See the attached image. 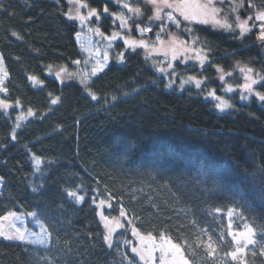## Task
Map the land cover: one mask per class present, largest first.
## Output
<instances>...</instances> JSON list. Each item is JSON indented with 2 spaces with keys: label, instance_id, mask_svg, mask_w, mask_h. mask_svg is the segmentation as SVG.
<instances>
[{
  "label": "trees",
  "instance_id": "16d2710c",
  "mask_svg": "<svg viewBox=\"0 0 264 264\" xmlns=\"http://www.w3.org/2000/svg\"><path fill=\"white\" fill-rule=\"evenodd\" d=\"M122 1L84 0L101 14L91 28L103 35L121 31L111 13H122ZM128 2L141 10L139 20L128 21L133 34L137 24L160 27L161 21L149 20L150 4ZM239 2L219 4L222 17L234 20L230 9ZM261 5L264 0H244L241 19ZM69 10L68 0H0V53L8 72V92L0 95L13 105L0 110V218L35 212L50 235L45 247L0 239V264H141L124 243V231L111 245L104 241L100 200L111 202V216L126 209L142 235L165 234L180 244L190 264H264V103L254 98L216 110L196 88L178 89L173 76L161 75L148 51L133 53L123 42V62L112 61L87 85L61 83L46 66L70 68L83 59L76 36L84 25L69 20ZM193 31L211 63L189 71L207 77V86L221 91L215 65L229 72L246 64L264 77L258 30L244 38L208 25L195 24ZM174 66L186 72L182 63ZM30 76L44 86H33ZM170 81L174 86L167 88ZM69 192L86 199L78 203ZM230 220L234 231L245 223L254 231L255 243L239 261L227 255L235 248ZM209 237L212 255L204 247Z\"/></svg>",
  "mask_w": 264,
  "mask_h": 264
},
{
  "label": "snow or ice",
  "instance_id": "6c2138e0",
  "mask_svg": "<svg viewBox=\"0 0 264 264\" xmlns=\"http://www.w3.org/2000/svg\"><path fill=\"white\" fill-rule=\"evenodd\" d=\"M70 3H75L78 5L76 9L75 15H70L65 13L67 18L71 21H78L81 25H86L89 23L92 18H95L97 22L101 19L100 11L95 7H90L84 0H69ZM118 2V0H117ZM146 3L152 5L154 7V13L152 17H149V20H157L161 21L160 29L156 32L155 39L159 42V46L157 45H150L146 39H131V38H124L123 45L125 46L126 50H131L133 53L136 52L138 48H143L149 53H162L165 57V61L167 62V68L172 69L169 75L176 77L175 69L173 68V61H181L186 62L189 60H195L199 63L201 68L204 67L206 63H211L208 60V53L201 54L202 50H197L194 47L186 46L184 41L177 42L176 37H171L170 44L168 46L165 45L164 40L162 39L161 33L165 32L167 29V22H171L177 28L180 27V21L174 16L173 13H179L180 16L183 17V20L186 22L195 23L198 25H208L211 26L213 29H222L225 32L235 33L239 32V37L244 38L248 34L252 33L254 30H258V34L256 35V40H258L261 44H264V10L257 11L254 16H248L245 19H241L239 15V10L244 7V0H240L239 3H234V6L231 7L230 12L236 13L234 20H231L228 17L220 19L223 10L219 7H216V4H223L224 0H146ZM125 8L128 9L129 12H134L137 14L141 13L139 8H131L127 4L124 5ZM252 5H250V8ZM260 7L264 8V5ZM81 8H88L87 15H84L80 12L79 9ZM168 11H165V10ZM104 14H109V8L107 5L103 8ZM113 17V22L115 23L116 20L120 21L119 27L121 29L131 30V25L128 24L127 18L123 15H117L116 13H111ZM259 22V23H256ZM136 30L144 36L146 33L153 32L152 27H140L139 24L136 25ZM97 34L103 35L100 28L97 27L94 29ZM184 31L190 32L191 29H185ZM16 35V33H13ZM119 33L113 32L110 37H107L109 42L116 41ZM196 43V41H193ZM170 57V58H169ZM125 58V53L121 52L119 54V61L123 62ZM104 65H107L108 62V54L105 53L103 57ZM76 63H79L77 61ZM99 63V61H98ZM217 72L220 73L218 76L219 81L222 82V88L224 92L232 93L235 92L237 89L234 88L232 85L226 83V76H230L231 73L224 72V69L221 66H216L215 69ZM46 71H48L49 75L53 74V69L51 66H46ZM97 71H102L100 69H93L92 75H95ZM160 73H165L166 69L164 67L158 68ZM240 72L243 74L244 83L238 86L240 91V99L247 101L252 96L258 98L260 102H264V93L255 91L254 86L259 83L257 79L253 76V69L242 67L240 68ZM62 73H66L64 68H60L58 71L54 72V75L59 78L61 77ZM67 76L72 77L75 73H66ZM8 77V72L4 67V59L0 56V93H7L8 88L5 86V80ZM30 81H32L33 86L35 87H43L44 81L41 80L37 76H30ZM261 79H264L262 77ZM208 83V78H197L196 76H190L187 79H181L180 85L181 88L185 85H194L198 91H202L204 85ZM173 82H169L166 87L172 88ZM51 95V94H49ZM92 99L95 100L96 97L92 96ZM116 97H113L115 100ZM205 99H212L216 101L215 108L224 112L228 109H231L233 105L228 102V100L224 99L222 96L217 95L216 89H212L208 91L207 96ZM59 97L53 98L51 103L53 105L57 104ZM17 105H19V101H17ZM7 99H0V109H4L7 111L10 107H12ZM34 113L31 109L28 110L27 115L32 116ZM20 117L17 118L19 121ZM17 127L19 124L17 123ZM12 140H16L17 136L15 134V130H13V134L11 137ZM36 165L40 164L39 157H35ZM69 196H72L76 199V201L82 202L86 199L85 196L77 195L76 192H69ZM104 200L100 201L101 205H104ZM110 207V206H109ZM232 209L228 210V216L231 218L232 216ZM124 211L121 209L120 216H124ZM14 215L13 213H8L7 216L3 217V219H8L9 216ZM101 218L105 221L104 227L107 229V234L104 235L103 239L109 245L112 244V234L117 228L123 227L119 223L118 220L113 219L111 223L108 222V217L101 214ZM229 232L228 235L231 237L232 241L235 244L234 250L230 253H227L228 256L231 257L233 261H239L240 258L245 254V249L255 243L253 240L254 231L253 228L245 223L243 225L242 230H232V223L231 220L229 222ZM132 235L139 236V243L140 247H133L131 251L133 253H137L139 255V259L143 261V264H157V260L159 264H190L189 260L184 256L183 249L180 244L174 243L168 236L165 234H160L158 237L153 236L152 233H148L147 236L141 235L137 228H132ZM0 237H3L7 240H21L25 239L23 232L19 228L16 229L14 234L8 235L3 231H0ZM221 239H223L221 237ZM125 244L129 243L127 240L124 241ZM204 247L208 249L209 255L215 253L216 249L213 246V242L211 237L207 243L204 244ZM157 253H159L157 257Z\"/></svg>",
  "mask_w": 264,
  "mask_h": 264
},
{
  "label": "rangeland",
  "instance_id": "374dc122",
  "mask_svg": "<svg viewBox=\"0 0 264 264\" xmlns=\"http://www.w3.org/2000/svg\"><path fill=\"white\" fill-rule=\"evenodd\" d=\"M69 1V0H68ZM146 2V0H144ZM213 2L215 3V0H213ZM70 3V2H69ZM127 4L129 7L135 9L137 8V3L135 2V4L128 2V0H123L121 2V7L123 9L122 13L126 18L127 21H131L132 19L135 18V20H139L140 14L134 13V12H129V14L126 15L125 11L127 8L124 7V5ZM131 5H135L131 6ZM149 5V4H148ZM152 6V5H151ZM78 5L75 3H70V10H69V14L70 15H75L76 14V9H77ZM216 7H219V4H216ZM140 9V8H139ZM81 13H83L84 15L87 14L85 13V11H83V8L79 9ZM128 10V9H127ZM264 10V9H263ZM165 11H168L167 9ZM154 13V7L152 6V16ZM174 16L177 18V20H179L180 23V27L177 28L174 24H172L170 22L169 26L167 25V29L165 32L161 33L162 39L165 42V45L168 46L170 44V40L171 37H176L177 42L179 41H184L186 43V46H191L196 48L197 50H202L201 54L204 53H208L209 51L204 47L203 43L200 41L198 35L196 33H194L193 31V27L195 26V23H189L183 20V17L180 16L179 13H173ZM133 16V18H132ZM151 16V17H152ZM223 15H221L220 19H223L222 17ZM119 21V20H118ZM157 20H153V22H156ZM167 22V21H165ZM120 24V21H119ZM129 24V22H128ZM131 25V24H130ZM132 26V25H131ZM142 27V26H140ZM144 27H152L153 25H151L150 23ZM84 28V31H83ZM82 28V26H80V31L77 34V39H78V44L81 45V50L83 52V59L79 61V63L75 62V65L73 67H67V66H51L53 69V74L49 75L48 71L47 74L51 77L56 78L59 82L63 83L66 80H71V79H76L77 81H79L80 83H82V85H87L90 80L93 78L92 75V70L95 69H100L102 68V70L104 68H106L109 63H111L112 61H116L119 62V54L121 52H124L125 50L121 49V42L123 41L124 38H131V39H146L150 45H157L159 46V42L156 41L155 39V35L156 32L159 31L160 27L156 30H154L151 33H146L144 36H141V34L136 30V33H132V27L131 30H126V29H121V31H118L116 33H119V36L117 37L116 41L114 42H109V40L107 39V37H110L112 35L111 34H104V35H100L97 34L94 29L91 28L90 24L87 23L86 25H84V27ZM185 29H191L190 32H186L184 31ZM193 41H196V43H193ZM107 53L108 54V62L107 65H104V61H103V57L104 54ZM149 53V52H148ZM0 56L1 53H0ZM170 58V57H169ZM149 59L151 61H154V65L155 66H159L160 67H164L166 69V72L163 73L164 76L167 75V77H169L170 75L168 73H170L172 71V69H168L167 68V62L165 61V57L163 56L162 53H149ZM209 60V58H208ZM99 61V63H98ZM176 62H180L182 63L184 66H186V72H175L176 73V77H172L171 81H176L175 84L178 86V89H182L181 85H180V81L181 79H187L190 76H196L197 78H203L202 73L201 74H197L196 73H192L189 70L190 67L197 66L200 69L201 66L199 65V63L195 60H189L186 62H181V61H173V68L175 69L174 64ZM208 63H206L204 65V67L207 65ZM193 65V66H192ZM215 65L214 68H216ZM5 67V64H4ZM242 67H247V68H251L253 69V76L255 79H257L259 81V83L257 85L254 86L255 91L264 93L261 89H260V85L263 81V79H261L263 77L262 73L260 70L246 65V64H237L236 65V70L235 71H229L227 72L226 70L224 72L226 73H231L230 76H226L225 80L226 83L229 85H232L234 88H236L237 90L235 92L232 93H227L223 91L222 86L221 91L218 92V90L216 89V93L217 95L222 96L224 99L228 100L229 103H231L233 105V107L231 109H235L237 107V101L239 103H249L251 102L254 98L258 100V98H256L255 96H252L249 100L244 101L240 99V91L238 86L242 83H244V79H243V74L240 72V68ZM60 68H64L66 70V73H75L74 76L69 77L66 75V73H62L61 77L57 78L54 75L55 71H58ZM6 69V67H5ZM7 71V70H6ZM99 72V71H97ZM96 72V73H97ZM205 73V72H204ZM98 74V73H97ZM96 74V75H97ZM162 75V73H161ZM185 75V76H184ZM220 75V73L218 72V76ZM217 76V78H218ZM178 77H180V80L178 79ZM236 77H238V79H235ZM170 78V77H169ZM168 78V79H169ZM7 79L5 80L6 83ZM170 81V82H171ZM220 83L222 84V82L220 81ZM187 86H192L195 89L194 85H185L183 88L187 87ZM215 89L213 86H207L206 84L204 85V88L202 91H200L205 97L207 96L208 91ZM5 94V93H2ZM0 99H2L1 95H0ZM209 101H211L215 107V103L216 101L212 100V99H208ZM258 102H260L258 100ZM261 104H263L264 102H260ZM238 108V107H237ZM228 109V110H231ZM0 110H4V109H0ZM218 110V109H216ZM220 111V110H219ZM227 111V110H226ZM32 158L34 159L35 157L32 156ZM35 161V159H34ZM2 181L0 179V192L2 189ZM101 201V200H100ZM100 201H98L97 205H98V210H99V216L100 219L103 223V225L105 224V221L101 218V214H103L104 216L108 217V222L111 223V221L113 219H116L119 221V223L121 225H123V227L121 228H117L113 234H112V242L114 240V236L116 233L120 232V231H124L125 232V236H124V241L127 240L129 243H127L128 248L131 249L133 247H140V243H139V236H133L132 235V228L135 227V222L133 221L132 217H130L126 211V209L122 208L124 211V216H120V213L117 216H111L109 213H111L112 207H111V202L110 201H104V205L100 204ZM110 206V207H109ZM121 211V210H120ZM109 212V213H108ZM14 215L9 216L8 219H3L0 218V231L5 232L8 235L14 234L16 229L19 228L21 230V232H23L25 239L23 241L21 240H7L4 239L3 237H0V239L3 238V240L6 241H11V242H25V243H33V244H37V245H41V246H47L50 243V235L49 232L46 228V226L43 224V222H41L37 215L35 214V212H27V213H15L12 212ZM5 217V216H4ZM34 223L35 226V230H32L28 227V223ZM105 230L107 231V229L105 228ZM107 234V232H106ZM141 234V233H140ZM142 235V234H141ZM147 236V235H144ZM158 242V239H157ZM131 253H133L131 251ZM137 259L140 261L141 264H143V261H141L139 259V255L137 253H133ZM159 253H157V257H158ZM157 264H159V261L157 260Z\"/></svg>",
  "mask_w": 264,
  "mask_h": 264
}]
</instances>
